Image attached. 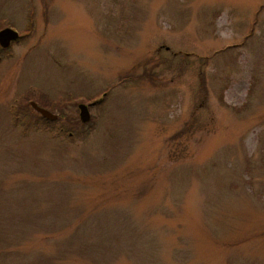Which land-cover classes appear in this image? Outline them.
<instances>
[{
	"label": "rangeland",
	"instance_id": "rangeland-1",
	"mask_svg": "<svg viewBox=\"0 0 264 264\" xmlns=\"http://www.w3.org/2000/svg\"><path fill=\"white\" fill-rule=\"evenodd\" d=\"M6 27L0 264H264V0H0Z\"/></svg>",
	"mask_w": 264,
	"mask_h": 264
},
{
	"label": "water",
	"instance_id": "water-1",
	"mask_svg": "<svg viewBox=\"0 0 264 264\" xmlns=\"http://www.w3.org/2000/svg\"><path fill=\"white\" fill-rule=\"evenodd\" d=\"M19 32L11 27H6L0 31V45L4 48H7L11 45L12 40L18 38ZM31 105L36 111L41 113L45 118L50 120H55L58 118V115L53 113L51 110H48L40 106L37 102L32 101ZM80 119L82 122H88L91 119V113L87 104H80Z\"/></svg>",
	"mask_w": 264,
	"mask_h": 264
},
{
	"label": "trees",
	"instance_id": "trees-1",
	"mask_svg": "<svg viewBox=\"0 0 264 264\" xmlns=\"http://www.w3.org/2000/svg\"><path fill=\"white\" fill-rule=\"evenodd\" d=\"M2 49V48H1ZM3 50V49H2ZM49 123H55V121H51V120H46Z\"/></svg>",
	"mask_w": 264,
	"mask_h": 264
}]
</instances>
